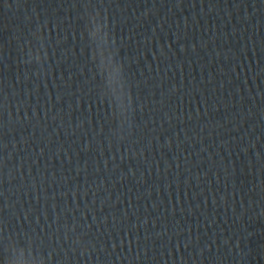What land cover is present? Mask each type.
Segmentation results:
<instances>
[{"label":"clouds","instance_id":"clouds-1","mask_svg":"<svg viewBox=\"0 0 264 264\" xmlns=\"http://www.w3.org/2000/svg\"><path fill=\"white\" fill-rule=\"evenodd\" d=\"M83 16L89 59L94 65L95 75L101 81L100 95L109 103L112 117L117 122L114 133L122 139L125 125L131 128L134 113L133 96L125 76L124 64L119 58L116 39L106 13L97 7H90V0H85ZM46 29V24L38 23L30 34L31 38L20 44L19 51L25 64H35L42 69L48 60ZM16 39L19 41L20 37L17 36ZM115 79H119L122 86V103L119 110L110 103L108 97L107 86ZM261 215L264 216V212ZM3 249V264H47L49 259L39 251L30 237L7 235L3 239Z\"/></svg>","mask_w":264,"mask_h":264}]
</instances>
